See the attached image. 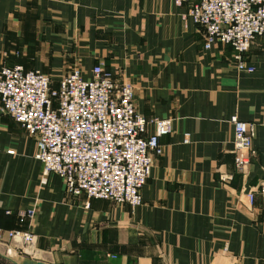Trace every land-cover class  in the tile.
Here are the masks:
<instances>
[{
    "label": "crops",
    "instance_id": "0c3cea01",
    "mask_svg": "<svg viewBox=\"0 0 264 264\" xmlns=\"http://www.w3.org/2000/svg\"><path fill=\"white\" fill-rule=\"evenodd\" d=\"M187 9L173 0H0V68L38 70L57 87L71 70L88 80L102 64L115 83L133 85L139 114L173 121L131 208L68 195L58 176L43 175L35 139L0 115V227L25 229L15 214L34 206L37 237L33 255L0 242V264H264V39L244 54L253 72L238 73L230 46L204 49ZM234 115L255 125L245 174L234 167ZM153 133L149 124L143 136Z\"/></svg>",
    "mask_w": 264,
    "mask_h": 264
},
{
    "label": "built area",
    "instance_id": "2783aa9c",
    "mask_svg": "<svg viewBox=\"0 0 264 264\" xmlns=\"http://www.w3.org/2000/svg\"><path fill=\"white\" fill-rule=\"evenodd\" d=\"M187 5L184 19L201 27L204 49L220 43L232 48L238 73H252L244 54L256 38L264 39V0H173ZM84 80L78 69L62 77L56 88L38 70L26 71L20 65L0 68V115L11 117L36 142L35 159L43 175L54 174L65 192L87 200H108L131 208L142 204L141 190L150 177L153 156L162 154L159 139L172 132V119L148 120L135 110L134 87L117 84L102 64ZM232 150L235 169L245 174L255 157L252 139L255 125L232 116ZM153 135L144 137L146 127ZM189 137L185 135L184 142ZM264 197V182L259 184ZM254 194L246 195L249 204ZM10 214V212H7ZM25 229L4 230L0 242L18 243L33 255L37 237L33 233L36 208L15 214ZM115 258V256H110Z\"/></svg>",
    "mask_w": 264,
    "mask_h": 264
},
{
    "label": "water",
    "instance_id": "95a60500",
    "mask_svg": "<svg viewBox=\"0 0 264 264\" xmlns=\"http://www.w3.org/2000/svg\"><path fill=\"white\" fill-rule=\"evenodd\" d=\"M21 264H46V263H43L41 261H36V260H27V261H24Z\"/></svg>",
    "mask_w": 264,
    "mask_h": 264
},
{
    "label": "trees",
    "instance_id": "16d2710c",
    "mask_svg": "<svg viewBox=\"0 0 264 264\" xmlns=\"http://www.w3.org/2000/svg\"><path fill=\"white\" fill-rule=\"evenodd\" d=\"M52 88H56L55 86H53V84H52Z\"/></svg>",
    "mask_w": 264,
    "mask_h": 264
}]
</instances>
